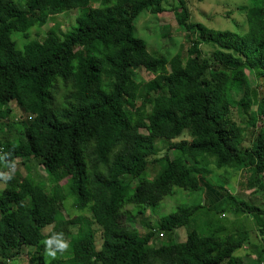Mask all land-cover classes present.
<instances>
[{
	"label": "trees",
	"instance_id": "trees-1",
	"mask_svg": "<svg viewBox=\"0 0 264 264\" xmlns=\"http://www.w3.org/2000/svg\"><path fill=\"white\" fill-rule=\"evenodd\" d=\"M97 1L66 32L49 30L42 41L17 46L13 36L26 28L27 17L42 27L48 17L87 8L90 0H23L24 8L0 0V117L10 113L9 103L21 111L15 123L0 124L6 128L0 157L10 154L0 171L30 161L52 182L46 191L30 178L0 179L7 183L0 208L10 209L0 218V264L22 255L36 264H260L237 255L250 244L245 231L201 237L189 230L184 242L155 247L154 231L139 235L121 223V212L128 205L135 214L154 211L175 188L201 191L198 176L209 174V165L256 174L264 191V143L243 145L264 125V0L239 8L244 33L191 23L185 13L180 24L187 47L174 56L150 54L135 36L139 15L162 13L161 0ZM138 69L153 78L137 83ZM57 86L70 92L63 108L54 105ZM156 138L167 144L159 158ZM158 163L165 165L155 180L141 178ZM67 199L77 210L89 208L101 243L78 227L70 249L53 260L42 241L59 232L67 238V226L79 222L63 216ZM226 203L223 196L211 208L222 212ZM199 208L178 206L158 229L172 234L186 227ZM249 212L264 216L258 207Z\"/></svg>",
	"mask_w": 264,
	"mask_h": 264
},
{
	"label": "rangeland",
	"instance_id": "rangeland-1",
	"mask_svg": "<svg viewBox=\"0 0 264 264\" xmlns=\"http://www.w3.org/2000/svg\"><path fill=\"white\" fill-rule=\"evenodd\" d=\"M248 1L184 0V8L180 0H161L158 5L163 10L162 13L157 16L149 13L139 15L135 27V36L146 43L147 51L152 55L174 56L181 54L187 47L185 42L186 33L180 24V20L185 17V13L191 23H200L204 27L214 30L244 33L247 31V24L244 13L239 8L247 6ZM15 2L18 6L24 8L25 2L23 0H15ZM98 4L97 0H90L87 8L70 10L60 15L48 17L42 27L35 24L34 16L27 17L26 28L15 33L13 36L14 42L17 46H21L26 40L36 39L42 41L45 33L49 30L60 35V33H64L75 26V20L78 16L87 13L88 8H96ZM165 32L168 33L166 37L163 36ZM133 75L135 81L140 84L153 78L143 69L135 70ZM250 78L252 80L254 76L253 78L250 76ZM251 85L253 86V83ZM69 93V90L57 86L54 93V105L63 108L67 103L64 97ZM8 107L10 113L6 117H0V124H11L20 119L21 111L19 108L14 103H9ZM255 108L256 106H253L252 110H255ZM234 118L240 123L238 116L234 115ZM240 124L244 126L243 123ZM5 130L6 128H0V141ZM9 136L14 137L15 135L10 134ZM184 138L188 139L187 136H184ZM261 142L264 143V125L258 123L253 134H248L243 145L249 146L251 143ZM155 146L156 156L154 158L162 157L166 153L167 144L163 139L156 138ZM175 156L176 158L179 156L177 151L171 153L172 158H175ZM209 163H212V161ZM14 164L15 171L11 173L13 179L18 177L24 182L30 178L34 182H41L46 191L50 190L52 182L40 165L30 161L23 163L22 160H16ZM164 165V163L149 165L141 178L147 181L155 180L160 175ZM208 169L209 174L204 175V177L198 176L199 184L202 187L201 191L187 192L175 188L174 193L165 197L154 211L146 210L142 214H135V209L131 205L125 206L121 212V223L136 229L141 236L154 231L153 241L155 247L172 242V240L173 242H184L189 230H195L201 237L221 236L245 231L249 235L250 244L238 250L237 255L242 256L246 262L264 264V234L259 233V229L264 227V216L249 212L251 207L264 210L262 178L246 171L216 170L212 165H209ZM9 171L8 168L6 173ZM137 182L135 180L131 184ZM5 186L7 187V183H0V194ZM223 196L229 202L226 203L225 210L222 212L213 211L211 207L219 203ZM197 205H200V208L193 214L189 225L186 227L175 230L172 234L161 232L158 229L160 219L173 213L178 206ZM236 206L241 209L240 212L235 211ZM8 207L0 208V218L10 212ZM62 213L69 221L79 219V222L67 226L69 232L66 239L70 244L78 227H87L92 231L97 247L100 246L101 229L90 216L91 212L88 207L77 210L73 207L72 201L67 199L63 203ZM18 259L19 261L13 260L8 264H36L27 255H22Z\"/></svg>",
	"mask_w": 264,
	"mask_h": 264
},
{
	"label": "clouds",
	"instance_id": "clouds-1",
	"mask_svg": "<svg viewBox=\"0 0 264 264\" xmlns=\"http://www.w3.org/2000/svg\"><path fill=\"white\" fill-rule=\"evenodd\" d=\"M10 154L5 153L4 157H0V162H4L7 160ZM10 171L8 173L0 171V179L10 180L12 179V172L15 171V164H7ZM45 248V255L55 260L58 254H64L70 249V243L65 238L63 232L52 233L46 239L42 241Z\"/></svg>",
	"mask_w": 264,
	"mask_h": 264
},
{
	"label": "built area",
	"instance_id": "built-area-1",
	"mask_svg": "<svg viewBox=\"0 0 264 264\" xmlns=\"http://www.w3.org/2000/svg\"><path fill=\"white\" fill-rule=\"evenodd\" d=\"M160 236H162V234H160Z\"/></svg>",
	"mask_w": 264,
	"mask_h": 264
}]
</instances>
